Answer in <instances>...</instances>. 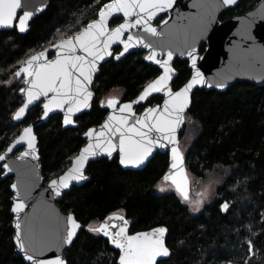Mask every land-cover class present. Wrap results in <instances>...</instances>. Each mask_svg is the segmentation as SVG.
Returning a JSON list of instances; mask_svg holds the SVG:
<instances>
[{"label":"trees","instance_id":"obj_1","mask_svg":"<svg viewBox=\"0 0 264 264\" xmlns=\"http://www.w3.org/2000/svg\"><path fill=\"white\" fill-rule=\"evenodd\" d=\"M106 1L50 0L27 33L15 28L0 32V152L42 113L38 103L21 121L12 119L22 102L18 90L23 80L14 77L19 65L34 52L78 32ZM258 1L239 0L220 18L242 13ZM173 65L176 71L170 85L174 90L188 78L189 69L186 60L176 59ZM158 72L144 61L142 52L117 62L109 60L95 76L90 111L75 119L74 128H62L59 114L36 126L45 180L67 167L84 143V132L100 124L106 114L100 102L106 94L116 90L121 100H131ZM161 99L153 94L135 109L159 104ZM185 134L189 136L183 153L187 172L196 179L207 175L213 179V190L200 209L191 211L173 190H155L167 167L166 153H156L139 171L122 170L116 156L91 162L86 171L89 180L71 187L57 202L82 224L65 252L67 264H116L117 252L98 233L88 231L91 223L113 212L125 215L130 232L166 227L165 243L171 255L157 264H264V86L237 82L224 92L196 90L179 141ZM2 173L0 169V264H24L13 251L11 177Z\"/></svg>","mask_w":264,"mask_h":264},{"label":"snow or ice","instance_id":"obj_2","mask_svg":"<svg viewBox=\"0 0 264 264\" xmlns=\"http://www.w3.org/2000/svg\"><path fill=\"white\" fill-rule=\"evenodd\" d=\"M99 3V0H95ZM236 0H221L223 5L234 4ZM174 0H110L98 10V19L88 23L83 31H79L69 38H61L59 43L53 44L56 50V59H47V50L31 56L24 62L16 73L20 78L25 75L24 83L26 88H22L21 93L25 94L26 100L21 107L14 113V119L21 120L29 105L46 97L47 102L43 104L44 116L53 109H59L65 112L64 124L74 123L72 116L75 112L83 108L90 107L92 92L89 85L92 82V75L96 70L97 61L103 60L106 55H111L109 48L113 43L123 45V55L131 47L140 46L148 49V55L145 59L152 61L163 69V74L157 79L148 83L133 103H140L152 93L163 92L167 99L163 106L148 108L137 117L133 112V104H122L119 109L116 105L117 99H108L107 102H101L102 107L112 108L113 113L108 116L107 121L101 126L100 130L90 129L85 135L89 143L83 148L72 164L73 166L58 179L52 180L50 186L55 194L60 195L62 188L69 187L70 181H81L86 179L83 174V168L90 157L101 154H107L118 151L120 154V163L124 166H139L152 153L154 147H166L163 141L175 145L176 128L183 123V113L191 103L190 93L196 85H213L206 81L204 75L197 68V49L189 46L186 55L190 58L193 74L184 87L173 92L169 87L172 80L174 69L170 62L173 59V52L168 50L166 53L157 51L159 46L163 49V44H154L146 42L147 37H161L163 33L158 32L157 28L151 25L152 19L162 11L172 8ZM23 9L22 0H0V27H18L20 32L27 30L28 21L34 16L36 11L42 10H23L22 14L17 15L18 10ZM115 14H122L124 22L119 26L109 29L108 20ZM134 17V19H133ZM167 23V21H165ZM138 29L145 35L128 34L126 32ZM82 53V54H78ZM159 55H165V59H157ZM119 59V56L116 57ZM215 87H224L223 84H216ZM49 93L52 95L49 97ZM67 107L65 108V106ZM117 111L120 113L116 114ZM131 121V122H130ZM156 133L157 135H153ZM94 141V142H92ZM27 143L28 151L21 153L19 159H24L29 155L35 158V136L31 127H25L22 134L15 143L7 149L12 152L16 144ZM172 165L169 174H166L164 181H171L176 190L182 195L184 200L189 199L187 191L188 179L182 167L183 158L178 147L173 146ZM5 155H0V161L5 160ZM7 171L12 169L7 164L3 165ZM16 185H12L16 189ZM198 203V202H197ZM25 204L19 201L15 204L12 211L20 213ZM223 208L227 210L228 205ZM120 220V225L110 224L108 221ZM68 230L64 243L70 244L80 225L75 218L69 216L67 219ZM128 222L122 215H113L109 217L99 227L89 226L88 231L101 233L108 237L111 244L119 249V264H156L158 257H167L170 255L169 249L165 246L164 235L166 229L159 227L151 232L128 235ZM15 241L21 251L25 252L27 260L32 264H65L61 258L50 261H43L36 258L35 255L28 254L24 240L21 237V224H15ZM112 229H116L113 231ZM249 252L252 251V242H248Z\"/></svg>","mask_w":264,"mask_h":264},{"label":"water","instance_id":"obj_3","mask_svg":"<svg viewBox=\"0 0 264 264\" xmlns=\"http://www.w3.org/2000/svg\"><path fill=\"white\" fill-rule=\"evenodd\" d=\"M50 0H22L23 9L18 10L17 15L22 14L23 10H35L37 8H42L40 11H36L34 16L28 21L27 30L24 32H20L18 27H0L1 31H10L12 29H16V31L20 34H25L29 30L30 23L37 17H39L48 7ZM109 1L104 2L109 3ZM239 0H236L234 4L231 5H223L221 0H174L173 6L166 11L159 12L151 21V25L157 28L158 32L163 33V35L159 38L157 37H147L146 42L150 41L154 44H163V49L159 46L157 47L158 52H167L171 50L173 52V59L170 62L171 67L175 58L178 59H186L188 61V68L190 69V73L188 78L183 82L179 88L176 90H172L173 92L178 91L184 85L188 83L190 80L193 69L191 68L190 58L185 54L188 50L189 46H194L197 49V68L204 75L206 81L211 83L213 86L208 87L206 85H196L193 87L190 93V100L192 94L198 89L204 90H215L218 92H224L229 86L237 82H247L253 84L255 86H264V0H259L253 7L245 10L242 13L235 14L230 16L229 18L218 22V18L224 11L229 9H233L238 4ZM102 4V5H103ZM102 5L98 8V10L102 7ZM98 10L96 13V17L87 22L84 27L87 26L88 23H91L98 19ZM165 15L163 19H161L158 23L155 24V21L161 16ZM115 18H119L120 21L115 25H111V21ZM124 17L122 14H115L108 20L109 29L115 28L124 22ZM134 19V17H133ZM167 21V23H165ZM84 27L79 31H83ZM78 31V32H79ZM76 32L75 34H78ZM73 34V35H75ZM128 34H139L145 35L142 32H139L138 29H132L129 32L124 34L126 38ZM71 35V36H73ZM69 36V37H71ZM67 37V38H69ZM66 39V38H65ZM60 40L49 44L45 48L38 50L31 54L27 59H25L18 67L16 72L22 67L26 66L24 64L31 56L36 55L40 52L47 50V59L55 60L56 59V50L52 47L53 44L59 43ZM201 43L205 44L204 51L199 54L198 47ZM114 48H119L118 52L115 53ZM109 51L111 55H106L103 60L97 61V67L95 72L92 75V82L89 85V90L92 92V98L90 100V107L83 108L78 112H75L72 116V120L74 123L65 125L64 115L65 112L59 109H53L48 113V116H44L43 104L47 102L46 97H41L39 100L35 101L33 104L29 105L26 113L38 103L41 104L42 113L40 116L34 120L33 122L25 125L20 132L6 145V147L0 152V155H5L6 158L3 161H0V169L3 171L2 176H10L11 183L9 185L10 190V207L9 213L11 215V228L13 231L12 235V244L13 251L15 256L20 257L24 264H32L31 261L27 260L25 257V252L21 251L18 244L15 241L16 228L15 224L18 222L21 224V237L24 240L25 247L28 251V254L35 255L37 259L43 261H50L56 258H61L65 264L67 261L64 257V253L69 249L72 242L76 239L82 224L79 223L74 214L72 212L63 211L60 209L58 205V201L62 198L64 193L68 192L73 186H81L89 180V176L87 175V167L88 164L94 161H97L101 158L112 159L115 156L117 157V163L122 170H130V171H139L142 170L147 163L154 157L156 153H166L167 154V167L165 172L162 175L161 180L164 181L163 177L166 174H169L172 165V152L171 149L173 146L178 147L179 152L183 158L182 167L184 169V173L187 175L188 185L187 191L190 193V178L187 172V168L185 165L184 154L179 146V135L183 129V123L176 128L174 133L176 144H168L167 141H163L166 147H154L152 153L146 158V160L140 164L139 166H124L120 163V154L118 151L112 153V156L109 157L107 154L97 155L95 157H90L83 168V174L86 179L81 181H70L69 187L62 188L60 190V195H56L54 189L50 186L51 181L58 179L64 173H66L72 166L73 160L79 156L81 150L87 146L90 142L88 137L85 135L90 129L100 130L101 126L107 121L108 116L113 113L112 108L103 107L106 110V114L103 117L102 121L97 127L88 128L84 134V143L78 149L76 154L71 158L67 167H65L60 173L54 175L48 180H45L42 172V166L40 163V155L38 149V138L36 133L34 132V128L43 123H46L49 117L59 114L61 116V125L62 128H74L76 126L75 119L84 113H88L91 109L92 102L94 100V92L92 90V86L94 83L95 76L99 72V68L108 62L110 59L117 62L124 58L125 56L136 53V52H144V61L149 64H154L160 70V73L156 75L153 79L147 82L140 92L131 100H121L120 98L111 97L108 99H117L119 103L116 105V109L118 110L122 104L132 103L133 104V112L137 117L141 116L146 109L155 108L158 106H163L164 101L167 99V96L161 92L162 100L159 104L155 105H146L140 111H136V105L143 103L147 100V98L153 94H150L145 101L140 103H133L142 93L143 89L147 86L148 83H151L153 80L157 79L160 75L163 74V69L155 64L152 61H148L145 59V56L148 55V49H144L140 46H135L129 48L127 52L123 55L120 53L123 51V45L120 43L111 44ZM82 54V53H78ZM119 56V59L116 57ZM165 55H159L157 59H165ZM16 76V75H15ZM17 78V77H16ZM22 78V87L18 90V96L21 98L22 103L19 107L23 105L26 100L25 94L21 93L22 88H26L27 85L24 83V79L28 78L22 74L20 78ZM173 79V74H172ZM172 81V80H171ZM170 81V82H171ZM169 82V84H170ZM216 84H223L224 87H215ZM170 87V86H169ZM171 88V87H170ZM52 94L49 93V97ZM105 100V103L107 100ZM191 105V103H190ZM188 106V108L190 107ZM19 107L15 110V112L19 109ZM67 105L65 106V108ZM187 108V109H188ZM183 113V117L187 111ZM14 112V113H15ZM14 113L12 115V119L15 122H19L21 120L14 119ZM25 113V115H26ZM116 114H120L118 111ZM24 115V116H25ZM131 122V121H130ZM25 127H31L33 135L35 136V158L32 155L25 157L24 159H19L21 153L28 151L27 143L16 144L13 147L12 152H7V149L12 146L15 141L22 134L23 129ZM157 135L156 133L153 134ZM94 142V141H92ZM7 164L11 171H7L3 165ZM175 171V170H172ZM173 190L184 199L182 195L176 190L175 185L171 183V181H167ZM16 185V189L12 188V185ZM19 201H23L25 207L23 211L20 213H15L12 211L15 204ZM113 215H122L125 220L128 222L127 233L128 235H136L140 233L151 232L153 229L165 226L157 225L151 227L146 230L130 232V223L124 214L120 212H113L107 216H105L97 226L104 223L109 217ZM69 216L75 218L76 222L80 225V228L76 231V235L73 237L72 242L70 244L64 243V238L66 237L68 230L67 219ZM110 224L120 225L122 222L120 220H111L108 221ZM115 231L116 229H112ZM102 239L107 241L108 247L117 252L116 264H119V256L121 254L120 250L115 248L114 245L111 244L108 237H105L103 234L98 233ZM167 229L164 235V243L166 241ZM165 246L169 249V247ZM170 255L171 250L169 249ZM158 257L156 260V264L167 260L169 257Z\"/></svg>","mask_w":264,"mask_h":264},{"label":"rangeland","instance_id":"obj_4","mask_svg":"<svg viewBox=\"0 0 264 264\" xmlns=\"http://www.w3.org/2000/svg\"><path fill=\"white\" fill-rule=\"evenodd\" d=\"M14 77H16L15 74H14ZM111 97L119 98L118 91L115 90V91H112L106 94L103 97V101ZM188 143H189V136L188 134H185L183 139L179 141V146L183 153L185 152V149ZM188 175L190 178L189 199L187 201L182 199V201L190 208L191 211L196 212L200 209L201 205L208 200L213 190V179L211 176H208V175L207 177H204L202 179L194 178L191 174H189V172H188ZM155 190L157 192H164L168 190H173V188L169 183L163 182L162 180H160L155 184ZM98 223L99 222L91 223L89 226L95 227L98 225Z\"/></svg>","mask_w":264,"mask_h":264},{"label":"flooded vegetation","instance_id":"obj_5","mask_svg":"<svg viewBox=\"0 0 264 264\" xmlns=\"http://www.w3.org/2000/svg\"><path fill=\"white\" fill-rule=\"evenodd\" d=\"M230 10V9H229ZM228 11V10H227ZM224 12H226V11H224ZM223 12V13H224ZM223 13H221V14H223ZM235 14H239V13H235ZM235 14H232V15H235ZM231 15V16H232ZM221 16V15H220ZM220 16H219V18H218V22L220 23L221 21H223V20H225V19H227V18H229L230 16H227V18H225V19H221L220 18ZM165 17V15H161L156 21H155V24L156 23H158L161 19H163ZM115 19H118L119 21H120V19L119 18H115ZM115 19H113V20H115ZM112 20V21H113ZM112 21H111V25H115V24H112ZM118 21V22H119ZM117 22V23H118ZM204 48H205V44L204 43H201L200 45H199V47H198V52H199V54H201L203 51H204ZM115 49V48H114ZM118 50H119V48H117ZM115 51V50H114ZM118 52V51H117ZM116 53V52H115ZM137 53V52H136ZM142 54H143V59H144V52H142ZM130 55V54H129ZM176 59H178V58H175L174 59V61L176 60ZM110 60H112L113 61V59H110ZM179 60H186V59H179ZM174 61H173V63H174ZM115 62V61H114ZM173 63H172V66H173V69H174V73H173V78H174V76H175V68H174V65H173ZM186 63H187V67H188V61L186 60ZM104 65V64H103ZM154 65V64H153ZM155 66V65H154ZM157 67V66H156ZM100 69V68H99ZM158 69V68H157ZM189 69V68H188ZM158 74L160 73V70L158 69ZM189 73H190V69H189ZM157 74V75H158ZM172 81H173V79H172ZM171 81V82H172ZM171 82H170V84H171ZM169 84V86L171 87V85ZM172 89V88H171ZM173 90V89H172ZM174 90H176V89H174ZM157 94H160L161 95V92H159V93H157ZM162 97V96H161ZM162 100V99H161ZM103 101V99L101 100V102ZM101 102H100V105H101ZM103 102H105V101H103ZM158 104V103H157ZM146 106V105H145ZM57 115V114H56ZM54 116V115H53ZM81 116V115H80ZM78 118V117H77ZM66 252V251H65ZM64 257H65V253H64Z\"/></svg>","mask_w":264,"mask_h":264}]
</instances>
